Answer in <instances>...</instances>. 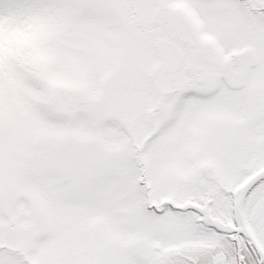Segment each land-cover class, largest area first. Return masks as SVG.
I'll list each match as a JSON object with an SVG mask.
<instances>
[{"label": "rangeland", "instance_id": "1", "mask_svg": "<svg viewBox=\"0 0 264 264\" xmlns=\"http://www.w3.org/2000/svg\"><path fill=\"white\" fill-rule=\"evenodd\" d=\"M261 176L264 0H0V264H173Z\"/></svg>", "mask_w": 264, "mask_h": 264}, {"label": "flooded vegetation", "instance_id": "2", "mask_svg": "<svg viewBox=\"0 0 264 264\" xmlns=\"http://www.w3.org/2000/svg\"><path fill=\"white\" fill-rule=\"evenodd\" d=\"M249 196H243L240 192L237 194L234 190L230 200L232 206H238L245 198L247 207ZM198 205L200 207L192 205L188 209L192 216L195 214L198 217L195 221L201 227L196 223V228L204 230L206 234L202 235V240L186 241L189 243L190 254L178 255L173 259V264H264V223H254L253 219L251 221L254 215L250 217L247 209L246 223L234 219L232 207L230 208L231 218L225 219L214 210L209 197ZM255 206L257 204L253 205V209ZM173 212L176 211L173 210ZM195 239L198 238L195 237ZM93 258L94 252L90 262Z\"/></svg>", "mask_w": 264, "mask_h": 264}, {"label": "water", "instance_id": "3", "mask_svg": "<svg viewBox=\"0 0 264 264\" xmlns=\"http://www.w3.org/2000/svg\"><path fill=\"white\" fill-rule=\"evenodd\" d=\"M245 54L247 56V58L249 59V61L252 63V64H256L257 63V57L255 55V50L252 49V48H248L245 50ZM250 186V185H249ZM249 186L247 188H249ZM243 192L244 190L242 189L241 190V194L243 195Z\"/></svg>", "mask_w": 264, "mask_h": 264}, {"label": "bare ground", "instance_id": "4", "mask_svg": "<svg viewBox=\"0 0 264 264\" xmlns=\"http://www.w3.org/2000/svg\"><path fill=\"white\" fill-rule=\"evenodd\" d=\"M245 57H246V60L249 62V60H248L247 56H245ZM187 255H188V253H187Z\"/></svg>", "mask_w": 264, "mask_h": 264}]
</instances>
